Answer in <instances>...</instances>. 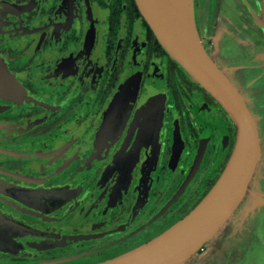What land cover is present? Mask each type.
<instances>
[{
	"label": "flooded vegetation",
	"instance_id": "obj_1",
	"mask_svg": "<svg viewBox=\"0 0 264 264\" xmlns=\"http://www.w3.org/2000/svg\"><path fill=\"white\" fill-rule=\"evenodd\" d=\"M194 16L261 158L240 204L250 235L229 243L239 206L183 264H264V0H194ZM235 134L136 0H0V264H97L151 242L210 192Z\"/></svg>",
	"mask_w": 264,
	"mask_h": 264
},
{
	"label": "water",
	"instance_id": "obj_2",
	"mask_svg": "<svg viewBox=\"0 0 264 264\" xmlns=\"http://www.w3.org/2000/svg\"><path fill=\"white\" fill-rule=\"evenodd\" d=\"M136 3L171 58L228 113L236 129L235 146L216 184L185 218L151 242L97 264H183L219 232L244 200L261 158L259 132L243 96L202 44L194 0Z\"/></svg>",
	"mask_w": 264,
	"mask_h": 264
},
{
	"label": "rangeland",
	"instance_id": "obj_3",
	"mask_svg": "<svg viewBox=\"0 0 264 264\" xmlns=\"http://www.w3.org/2000/svg\"><path fill=\"white\" fill-rule=\"evenodd\" d=\"M263 199H264V195H263ZM248 206L249 205L244 203L240 206L239 210L237 211L236 215H238V216L237 217L235 216V219L232 221V231H230L228 233V235L230 237L229 243H235V241L240 240L246 234L250 235V233L248 231V226L252 222H250L249 220H246V218H244V214L246 213Z\"/></svg>",
	"mask_w": 264,
	"mask_h": 264
}]
</instances>
